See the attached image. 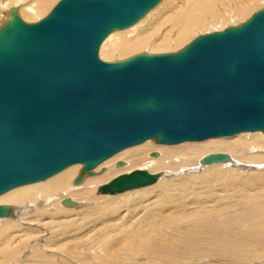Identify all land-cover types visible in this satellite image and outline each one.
I'll list each match as a JSON object with an SVG mask.
<instances>
[{"label":"water","instance_id":"95a60500","mask_svg":"<svg viewBox=\"0 0 264 264\" xmlns=\"http://www.w3.org/2000/svg\"><path fill=\"white\" fill-rule=\"evenodd\" d=\"M161 1L60 0L33 23L11 10L0 27V196L77 164L92 174L150 139L174 145L264 133V8L178 52L100 58L112 32ZM231 160L212 153L201 162ZM161 176L137 169L99 191L116 195ZM10 212L0 205V218Z\"/></svg>","mask_w":264,"mask_h":264},{"label":"bare ground","instance_id":"6f19581e","mask_svg":"<svg viewBox=\"0 0 264 264\" xmlns=\"http://www.w3.org/2000/svg\"><path fill=\"white\" fill-rule=\"evenodd\" d=\"M18 1H17L18 5L16 6L20 8L22 7L20 4L21 2ZM32 1L33 0H31V2ZM48 1L49 0H35L34 4L26 5L25 12L29 14H34L37 12L40 13L45 7V5L48 3ZM6 2L7 0H2L3 4H6ZM162 2L163 0L154 9H156ZM217 2H219V0H179L177 2L171 1L167 6H164L162 8L163 10H160L153 16V18L157 17L158 20H160L159 22L156 21V23H154L157 24L156 26L153 24V22L155 21L150 20L152 18H150L144 23H141L142 21H144V19L142 18L135 25L130 27L133 28V30H135L134 32L130 33V36L135 34L134 37H125L124 36L125 34H122V33H127L129 31L128 29L126 32L119 30L116 32L114 31L111 34L118 32L119 34L120 33L121 34L116 35L115 38H113V40H110V35H111L110 34L102 43L103 44L102 47L106 46L105 54L106 55L109 54L107 56H112V54H118L120 57L135 55L137 54V52L139 53L147 49V47H151V50L154 49V51L173 50L174 52H178L179 50L185 47V44L188 45L190 42H192L190 41V39L187 41L189 37V33H187L188 30L186 31V28L188 29L192 27V24L195 23L194 20H192L193 17L199 16L198 13L203 14V13H207L210 10H213ZM11 10H10V14H11ZM173 10H175L176 12L175 16L173 17V20L175 21V25L180 28L179 33L178 34L175 33L176 37L172 38L171 37L172 34L170 35V33L173 32V29L168 32H163L161 33L162 35H160V38L157 39V41L160 42L156 43L154 40L153 42L152 39L154 38L152 36L153 34H155V30H158L159 28H161L163 24L164 25L166 24V21L169 19L168 13L172 12ZM243 10H241L240 8V12H242L241 16L245 17L244 14H247L246 13L247 10L245 9ZM39 13L38 16L40 15ZM166 14L168 17L165 16ZM220 14L222 15L221 12ZM147 15L145 17H147ZM238 16H240V13ZM242 18L243 17H241V19ZM8 19L6 20L8 21ZM7 21L5 22L0 21V27H2V25L5 24ZM151 21L153 22L151 23ZM243 22L245 21L243 20ZM174 52H170V53H174ZM116 61H120V60H116ZM262 133L263 132L241 133L229 137H214V138L206 139L204 141H194V142L186 141L176 145L160 144L157 142V140H155L158 144L156 145L153 142L154 139H150L141 144L126 148L123 151L117 153L115 156L109 158L108 160H106L105 162L94 168L96 170L95 171L93 170L92 174L87 172L83 173L82 172L83 165L81 164L73 165L53 175L52 177H49L46 180L23 185L14 188L8 191L7 193L1 195L0 205L10 206L11 212L7 216L0 218V227H2L3 229L5 224L14 225L15 222L18 226L20 224L21 225L26 224L27 226L30 224H37L38 221L35 222V219L37 218V216H41V214H39L40 211L39 213L37 211L40 209L42 213V211L45 210V208H47V204L55 201L56 199H58L57 202H59V204H62V206L61 205L60 206L66 210H72L76 208L82 209L81 207L84 206L85 201H87V205H89L88 207H92L93 210L99 212L103 210L106 211L109 210V212H114V211H118L119 208H123V207H125L124 211L126 212L131 213L132 211H136L131 218L132 219L135 218V222H139V224L135 228L133 227L131 230L129 229L130 230L129 233L131 234L132 239L136 240L133 242V245L130 246L143 247L144 249L145 248L144 246L149 245V247L154 249L155 251V244L153 242L151 243L150 241V239L152 238L151 235H153V233H159L161 231V227L158 224L163 223V222H159L157 219L161 217L162 218L171 217L176 207L182 205L181 204L182 202L178 200L179 199L178 196L182 197V199L186 198V196L189 193L193 192L194 190H196V192L198 191L201 192L204 189L202 188L203 186L206 187L207 185H209L208 179L206 180L205 177L207 178L210 177L206 176V174H203L201 176L198 175L197 177L195 176V178L198 179L197 180L198 182L194 181V178H190L186 176L187 174H193V173L195 174L198 172V170H202L203 168L204 170H206V168L219 167L223 169L221 170L218 168L212 169L213 171L217 169L215 170L216 173L214 172L215 178L217 176L223 178L225 177L223 175L226 174V172H230V173H234V175H245L248 177L252 176L251 178V180L253 179V181H251L252 183L255 181H256L255 183L260 182V185L264 183V133L263 134ZM212 153L230 154L232 160L227 163H216L212 165L203 164L201 160L208 154H212ZM120 159H124L123 160L125 161L124 167H123L124 162L119 161ZM229 167L234 169L227 171V168ZM102 168H106V170L101 172ZM137 169L147 170L153 174L161 173L162 176L160 177L159 181L155 185H153V187H151V188L157 187L158 189V192L155 193L153 197L148 198L147 193L139 194L141 190L143 192H147L143 189L141 190L134 189L133 191L130 192L127 191L122 194H116V195L102 194L100 193V191H98V189L100 190L102 186L110 183L112 180L116 179L117 177L124 174H128ZM241 172H244L245 174ZM80 175H83V180L80 183H76V179ZM230 178L233 177L231 176ZM110 179L112 180L109 181ZM197 183L201 185L199 190L197 189V187H195V185L197 186ZM255 183L253 184L255 185ZM263 187L264 186H262V188ZM201 188L202 190H200ZM235 189L237 190V187ZM193 193L196 195L195 192ZM204 193L202 192V194ZM131 194H138V196L132 199L130 203H128L126 199ZM252 194L254 195V193ZM248 195L250 196L248 197V199L246 198V203H244L246 205V208H244L245 209L244 214L243 215L239 214L240 216L238 219L237 217L233 216L235 219H237V228L230 225L229 218L228 221L226 219V221L229 223H227L226 221L217 220L218 225L221 227L220 229L217 226H210V225H206L205 223H201L199 225V227L202 228L205 232L204 233L205 240L204 239L202 240L206 242L204 244L206 245V248L201 246L202 244L200 245L198 242H195L192 237L186 235H181L180 238L183 239L181 240L179 238L180 240L179 241L178 239H175L173 236H170L169 234V240H173V241L178 240L181 243L183 241V243L180 244L182 245V247L180 248H182L184 251L186 250L189 251V253H192L193 251L192 254L195 253L196 256L202 259L206 258L207 256L210 257L217 256L221 258L224 256L232 255V256H237L236 259L239 262L245 261L246 263L252 262L253 264V261L256 258H260L259 264H264V228H259L264 224V219H262L264 218V203L262 204L260 202L262 199V198L260 199V196H259L260 199L259 200L258 196L257 197L251 196V194ZM262 196L264 197V194ZM67 200L72 202V204L68 205L66 203ZM96 202L98 203L101 202V203L94 204ZM229 204L231 203L229 202ZM93 210H89V211H93ZM214 210L217 211L218 209L214 208ZM190 216H194V215L190 213ZM227 216L228 215H226V217ZM12 218L16 219V221L12 220ZM124 218H122V221L124 220ZM233 221L232 224H234ZM180 222H181L180 220H167L164 222V224L165 226H168L167 228H173L177 226ZM44 223H48V222L47 221L43 222L42 225ZM149 223L151 226L149 225ZM139 225L141 227H139ZM32 228L34 229V227ZM248 239H255V244L253 245ZM139 240H143V241H141L139 244L137 243V241ZM170 244H168L164 249H166L168 252L177 250V247L175 246L178 245L177 243L170 242ZM207 246L212 250H209ZM258 246L261 247V251L263 252L261 251L258 252L259 251ZM211 252L213 253V255L211 254ZM152 253L151 256H153ZM133 259L135 260L134 257ZM164 259L167 260V258ZM116 260L117 258H114V261ZM127 260L129 261V259ZM134 264H137V262ZM138 264H140L139 261Z\"/></svg>","mask_w":264,"mask_h":264},{"label":"rangeland","instance_id":"374dc122","mask_svg":"<svg viewBox=\"0 0 264 264\" xmlns=\"http://www.w3.org/2000/svg\"><path fill=\"white\" fill-rule=\"evenodd\" d=\"M17 1L18 0H7L6 4H3L2 0H0V21H3V22L7 21L6 19L9 18L10 10L13 7H16L17 9H19L18 10L19 15L20 16L22 15L21 17L24 20H26V22L28 23L38 22L39 20L46 17L50 13V11L53 9V7L60 0H49L40 13L37 12L34 14H29L25 12V9H26L25 7L26 5L34 4L35 0H33L32 2L31 0H19L18 2H21L20 4L22 6L20 8L16 6L18 5ZM171 1L177 2L179 0H163V2L156 9H153L147 15V17L143 18L144 21H142L141 23L146 22L150 18H152L150 20L155 21V22L151 21V23L153 22V24L156 23V21L159 22L160 20H158L157 17L153 18V16L160 10H163L162 8L164 6H167L169 2ZM240 8L241 10L243 9L247 10L246 11L247 14H244L246 18L244 16H241L242 12H240ZM262 8H264V0H251V1L249 0H219V2H217V4L214 6L213 10H210L207 13H203V14H199L198 12H196L198 13L199 16L193 17L192 20H194L195 23L192 24V27L188 29L186 28V31L188 30L187 33H189V37L187 41L189 39L190 41H193L195 38L203 34L215 32L218 30L219 31L224 30L226 27L237 26L243 23V20L244 21L248 20L255 12H257L258 10H261ZM212 12H215V13H212ZM220 12L222 13V15L220 14ZM38 13L40 14L39 16H38ZM175 13H176L175 10L168 13L169 19L166 21L165 25L163 24L161 28H159L158 30H155V34H153L152 36L154 39H152V41L154 40L156 43L160 42V41H157V39L160 38V35H162L161 33L168 32L172 29H173V32H171L170 35L172 34L171 35L172 38L176 37L175 33L178 34L180 31V28L175 25V21L173 20ZM239 13H240V16L243 17L242 19L240 16H238ZM165 16H167V14ZM154 25L156 26L157 24H154ZM217 27H220V28H217ZM128 30L129 31L127 33H122V34H125L124 35L125 37H134L135 34L130 36V33L134 32L135 30H133V28H128ZM119 31L126 32L127 29L119 30ZM120 34L119 32L111 34L110 40H113V38H115L116 35H120ZM102 45L103 44H101V47L99 50V55H100V58L103 60L116 61V60H124L126 58L131 57V56L120 57L118 54H112V56H107L109 54L107 55L105 54L106 46L102 47ZM186 45L187 44H185V46ZM155 49H158V48H155ZM141 52L149 54L152 52L153 53H170L174 51L173 50L172 51L171 50L154 51V49L151 50V47H147V49ZM141 52L139 53L137 52V54H140ZM153 142L156 145H158L155 140H153ZM123 160L124 159H120L119 161L124 162V165H123L124 167L125 161ZM223 163H227V162H223ZM214 168H218L220 170L223 169L219 167H213V168H206V170H204L203 168L202 170H198V172L195 174L193 173V174L186 175L190 178H194V181L198 182L197 181L198 179L195 178V176L197 177L198 175L201 176L203 174H206V176L210 177V178L205 177L206 180L208 179L209 185L206 186L207 188L203 186L202 188L204 189L202 190L201 188L200 189L202 190L201 192L199 191L196 192V190H194L193 192H195L196 195L193 192H191L187 195L188 197L186 196V198H183V199L182 197L178 196L179 199L178 197L177 199L180 202H182L181 203L182 205L179 207H176L171 217L169 218L161 217L157 219L159 222H163V223L158 224L161 227V231L159 233H153V235H151L152 238L150 239V241L151 243L153 242L155 244V251L154 249L150 248L149 245L144 246L145 247L144 249L143 247H131L133 245V242L136 240L132 239L129 231L133 227L135 228L139 224V222H135V218L133 219L131 218L135 214L136 211H132L131 213L126 212L124 211L125 207H123V208H119L118 211H114V212H109V210L107 211L103 210L99 212V211L93 210L92 207H88L89 205H87V201H85V204H84L85 207L84 206L81 207L82 209L76 208L72 210H66L61 207L62 204H59V202H57L58 199H56L55 201L51 202L52 204L51 203L47 204V208H45V210L42 211L43 214L41 213L40 209L37 211L38 213L40 211L39 214H41V216H37V218L35 219V222L38 221L37 224H30L28 226L26 224L25 225L20 224L18 226L15 222L14 225L5 224L3 229L2 227H0V264H132V263L134 264L136 262L138 264V261L140 264H154V263L156 264H245L246 263L245 261H243L245 263L239 262L236 259L237 256L230 255V256H224L221 258L217 256L215 257L207 256L206 258L202 259L196 256L195 253L192 254L193 251L192 253H189V251L187 250L184 251L182 248H180L182 247V245L180 244L183 243V241L182 243L179 242L180 241L179 238L181 235L192 237L195 242H198L200 245L202 244L201 246L206 248V245H204L206 243L204 241L205 232L202 228L199 227L201 223H205L206 225H210V226H217L220 229L221 227L218 225L217 220L226 221L227 219L228 221L230 219L229 221L230 225L237 228V219L239 218L240 215L244 214V211H245L244 208H246V205L244 203H246V198L248 199V197L250 196L248 194H251V196H256V197L258 196V199L260 196V199L262 198L260 202L262 204L264 203V197L262 196L264 194L263 193L264 187L262 188V186H264V183L261 182L262 183L261 184L262 186H261L260 182L255 183L256 182L255 181L253 182L255 183L254 185L251 182L253 181V179L251 180L252 176L248 177L245 175H234V173H230V172H226V174L223 175L225 176L223 178L220 176L219 177L217 176L218 178L217 177L215 178L214 174L216 173L215 170L217 169L213 171L212 169ZM232 169L234 168L229 167L227 168V171L232 170ZM93 170L95 171L96 169H93ZM104 170H106V168H102L101 172ZM241 173H244V172H241ZM231 176L233 178H230ZM111 180L112 179H110L109 181ZM151 187H153V185L140 188V189H135V190L143 189L147 191V192H143L141 190L139 194L147 193L148 194L147 196L149 198V197H153L154 194L158 192L157 187L155 188H151ZM195 187H197V189L199 190L201 185L197 183V186L195 185ZM236 187H237V190L235 189ZM145 188L148 190H146ZM204 190H205V193H204ZM130 191H133V190H130ZM202 192L204 194H202ZM251 192L254 193V195ZM137 196L138 194H131L130 196L127 197L126 201L130 203V201L136 198ZM229 202L231 204H229ZM238 202L241 205H239ZM99 203L96 202L94 204H99ZM203 205L205 208L203 207ZM214 208L215 209L217 208L218 210L215 211ZM89 210H93V211H89ZM190 213L193 214L194 216H190ZM226 215L228 216L226 217ZM233 216L237 217V219H235ZM122 218H124L123 221H122ZM12 220L16 221V219L14 218H12ZM167 220H180L181 222L173 228H167L168 226H165L164 224V222ZM46 221L48 223H44L42 225V223ZM232 221L234 222V224H232ZM32 227H34V229ZM139 227L141 226L139 225ZM259 228H264V224L260 226ZM150 230H151V227H150ZM165 234H168V235H165ZM169 234L170 236H173L175 239H178L179 241L169 240ZM180 239L182 240L183 238H180ZM143 240H146V239H143ZM143 240H139L137 241V243L140 244V242ZM248 240L253 245L255 244V239H248ZM170 242L178 244V245H175L177 247V250L168 252L166 249H164L168 244H170ZM258 247H259L258 252H260L261 247L260 246ZM209 250H212V249L209 248ZM151 253L153 254V256H151ZM211 254L213 255L212 252ZM133 257L135 258V260L133 259ZM114 258H117V260L114 261ZM164 258H167V260ZM127 259H129V261ZM256 259L254 260L255 262L252 260L253 264L260 263V258H256ZM246 264H252V262L251 263L249 262Z\"/></svg>","mask_w":264,"mask_h":264}]
</instances>
